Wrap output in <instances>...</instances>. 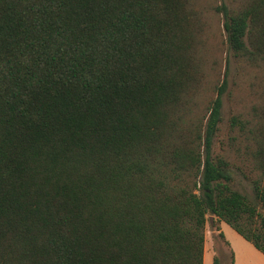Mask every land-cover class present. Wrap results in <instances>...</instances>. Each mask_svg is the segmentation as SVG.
I'll return each mask as SVG.
<instances>
[{
	"label": "trees",
	"instance_id": "16d2710c",
	"mask_svg": "<svg viewBox=\"0 0 264 264\" xmlns=\"http://www.w3.org/2000/svg\"><path fill=\"white\" fill-rule=\"evenodd\" d=\"M210 217L264 255V0H0V264H203Z\"/></svg>",
	"mask_w": 264,
	"mask_h": 264
},
{
	"label": "rangeland",
	"instance_id": "374dc122",
	"mask_svg": "<svg viewBox=\"0 0 264 264\" xmlns=\"http://www.w3.org/2000/svg\"><path fill=\"white\" fill-rule=\"evenodd\" d=\"M229 56V55H228ZM228 82H229V88L231 87V81L234 78V75L236 73V67L231 59V57H228ZM254 71H251L248 75V78L251 79L252 75L254 74ZM256 74L262 75V71H256ZM247 84L245 86H242L241 89H246ZM246 91H242L240 93L241 95L245 96ZM247 93V92H246ZM237 100L239 96H234ZM234 111V101H232L227 94L225 93L222 97V108H221V116L222 120L218 124V131L216 133V136L214 138V143L212 146L213 151L215 152H221L220 144L218 142L219 138H224L227 134L228 129V122L229 117L231 116L232 112ZM233 187L245 194H247L250 198H253V191L251 187V183L242 178L239 173H235L234 181L232 183ZM209 222H206L205 225V234L207 235V238L204 240V264H212L213 257L217 256L219 259V264H229L230 258L228 255L231 256L233 252L236 254V260L238 264H249L247 257H246V251L245 247L249 246L253 250H256L259 252L251 243L246 241L241 235H239L234 229H232L228 224L222 222V229H223V235L225 237V240L228 244H226L224 241L218 238H212L210 237L209 231L206 232V230H209ZM215 252H213V250ZM228 250L229 254L226 252ZM214 253V254H213ZM228 254V255H227Z\"/></svg>",
	"mask_w": 264,
	"mask_h": 264
},
{
	"label": "crops",
	"instance_id": "0c3cea01",
	"mask_svg": "<svg viewBox=\"0 0 264 264\" xmlns=\"http://www.w3.org/2000/svg\"><path fill=\"white\" fill-rule=\"evenodd\" d=\"M222 222H224V221H219V222H216L215 223V225H212L213 224V218H212V220H210V223H209V230H206V232L207 231H209V233H210V237H212V238H218V239H221L222 241H224L226 244H228L227 243V241L225 240V237H224V235H223V229H222ZM225 223V222H224ZM227 224V223H226ZM233 229V228H232ZM222 234L223 235V237H221L219 234ZM242 237V236H241ZM207 238V235L205 234V239ZM247 241V240H246ZM250 243V242H249ZM252 245V244H251ZM256 249V248H255ZM213 250V252H215V250L214 249H212ZM204 251H205V247H204ZM245 251H246V257H247V259H249L248 260V262H249V264H264V255L259 251V252H257L256 250H253L252 248H250L249 246H246L245 247ZM226 252L229 254V252H228V250H226ZM214 254V253H213ZM227 254V255H228ZM231 255V254H230ZM230 255H228L229 256V258H230V261L232 260V262H231V264H238V262H237V260H236V254H235V252H233V254H232V258H231V256ZM203 264H204V253H203Z\"/></svg>",
	"mask_w": 264,
	"mask_h": 264
},
{
	"label": "water",
	"instance_id": "95a60500",
	"mask_svg": "<svg viewBox=\"0 0 264 264\" xmlns=\"http://www.w3.org/2000/svg\"><path fill=\"white\" fill-rule=\"evenodd\" d=\"M210 220H212V217H210Z\"/></svg>",
	"mask_w": 264,
	"mask_h": 264
}]
</instances>
